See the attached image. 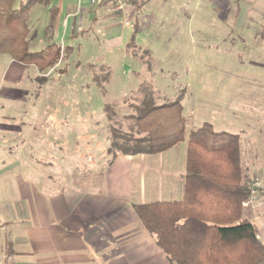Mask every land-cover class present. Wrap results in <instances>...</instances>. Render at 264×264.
Wrapping results in <instances>:
<instances>
[{
    "label": "rangeland",
    "instance_id": "1",
    "mask_svg": "<svg viewBox=\"0 0 264 264\" xmlns=\"http://www.w3.org/2000/svg\"><path fill=\"white\" fill-rule=\"evenodd\" d=\"M146 1L137 32L132 14L99 16L86 33L66 40L70 48L61 46L47 70L0 53V156L18 142L24 166L36 161L32 141L40 135H82L84 152L101 153L114 126L129 130L128 117L144 96L151 93L157 104L183 96L188 134L210 122L240 135L254 187L242 206L251 210L264 199V0ZM33 7L29 50L39 51L48 44L51 18L48 6ZM37 144L39 152L52 151L56 171L75 165L61 156L71 143ZM184 145L176 150L178 167ZM255 215L262 230L264 210Z\"/></svg>",
    "mask_w": 264,
    "mask_h": 264
},
{
    "label": "crops",
    "instance_id": "2",
    "mask_svg": "<svg viewBox=\"0 0 264 264\" xmlns=\"http://www.w3.org/2000/svg\"><path fill=\"white\" fill-rule=\"evenodd\" d=\"M145 2L127 0L123 11L115 10L110 1L99 5L88 0L35 4L48 6V43L51 37L52 42L67 51L70 47L66 40L86 33L87 23L97 22L99 16L132 14L137 32ZM32 7L30 18L36 8ZM82 138L60 135L53 140L51 135H40L32 141H37L31 151L36 161H28L26 166L20 160L25 152L21 153L18 142L3 147L0 264H176L160 248L156 236L146 229L135 206L183 198L187 141L159 153H119L110 159L109 147L101 153L93 148L84 152L79 142ZM56 140L62 142L61 147L71 143L61 156L75 163L62 166L59 172L51 161L52 151L39 152L37 144ZM185 143L184 160L180 159L178 167L176 150ZM263 210L264 199L260 198L251 210H245V218L257 226L256 211ZM263 229L258 228L262 241Z\"/></svg>",
    "mask_w": 264,
    "mask_h": 264
},
{
    "label": "trees",
    "instance_id": "3",
    "mask_svg": "<svg viewBox=\"0 0 264 264\" xmlns=\"http://www.w3.org/2000/svg\"><path fill=\"white\" fill-rule=\"evenodd\" d=\"M50 1L0 0V53L41 71L56 65L60 47L51 37L39 51H30L28 41L32 5ZM182 99L157 104L147 94L128 117L133 122L128 131L112 128V158L188 143L183 198L136 205V211L173 263L264 264V242L257 226L244 217L242 205L254 187L242 165L240 135L218 131L210 122L188 134Z\"/></svg>",
    "mask_w": 264,
    "mask_h": 264
},
{
    "label": "built area",
    "instance_id": "4",
    "mask_svg": "<svg viewBox=\"0 0 264 264\" xmlns=\"http://www.w3.org/2000/svg\"><path fill=\"white\" fill-rule=\"evenodd\" d=\"M79 2L84 0H78ZM92 5H99L101 3H104L105 1H110L112 3V6L117 11H123L126 7L127 0H88ZM257 184V183H256ZM251 197V195H250ZM252 200V199H251ZM250 202V201H249ZM248 199L243 202L245 206L249 204Z\"/></svg>",
    "mask_w": 264,
    "mask_h": 264
}]
</instances>
